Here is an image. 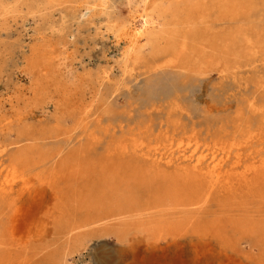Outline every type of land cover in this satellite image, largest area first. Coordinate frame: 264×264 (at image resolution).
Returning <instances> with one entry per match:
<instances>
[{
    "label": "rangeland",
    "instance_id": "obj_1",
    "mask_svg": "<svg viewBox=\"0 0 264 264\" xmlns=\"http://www.w3.org/2000/svg\"><path fill=\"white\" fill-rule=\"evenodd\" d=\"M135 3L113 0L105 11L128 24L134 15ZM75 12L83 15L79 26L69 21ZM104 18V12L88 11L84 4L65 2L34 16L26 8V15L21 13L7 28L0 26V130L18 111L34 110L21 127L13 125L9 135L0 133V148L21 139L26 130L38 137L48 129L60 114L64 90L75 92L88 102L96 100L94 89L83 82L85 74L111 69L119 75L115 61L126 46V39L108 35ZM62 24L67 25V30L58 37L52 29ZM35 47L53 50L49 73L41 71L44 64L30 73L28 64ZM40 76H50L51 82L36 103L32 100L36 84L46 89L45 79H39ZM176 76L164 71L151 75L134 84L133 90L119 99H108L107 105L114 113L105 117L104 124L117 127V133L106 136L102 144L76 159L74 180L64 183L56 179L55 190H62L72 198L69 206L63 203L70 215L61 223L51 222L46 226L47 240L34 239L28 257L16 264H264V202L251 200L244 207L224 210L213 199L199 224H194L188 219L198 212L195 207L168 209L166 206L165 200L171 204L168 200L171 184L166 177L169 171L163 173L164 169H160L156 173L151 163L133 159L126 162L119 155H108L115 142L129 136L130 128L146 123L157 133L172 121H178L180 132L195 129L202 137L211 138L222 134L223 129L233 133L238 111L250 117L253 124L259 121L258 115L250 113L247 100L256 96L252 79L264 76V68L238 73L237 79L231 76L222 79L216 71L189 82ZM102 95L108 96L105 91ZM152 104L162 107L149 115L147 108ZM41 143L46 150L63 149L64 153L79 147L76 142ZM26 145L27 142H22L11 149L23 151ZM148 168L151 174L145 172ZM53 193L46 189L37 199L28 195L18 198L15 194V204L5 208L0 222L9 221L15 213L19 220L26 217L28 224L38 207L47 204ZM158 200L163 204L152 209ZM221 215H225L222 220L226 228L216 236L214 228L209 226L216 225ZM231 217L240 219L238 227L232 225ZM155 218L166 219L169 225L154 232L136 225ZM82 225L86 226L78 228ZM247 225L253 230L244 229L249 228ZM117 229H121L119 236L113 234Z\"/></svg>",
    "mask_w": 264,
    "mask_h": 264
},
{
    "label": "bare ground",
    "instance_id": "obj_2",
    "mask_svg": "<svg viewBox=\"0 0 264 264\" xmlns=\"http://www.w3.org/2000/svg\"><path fill=\"white\" fill-rule=\"evenodd\" d=\"M111 1L0 0L2 28H7L10 21L21 13L26 15V8L34 16L44 9L70 2L80 6L84 4L88 11L104 12L105 32L117 38L125 36L126 39V46L115 61L118 76L111 69L84 76L83 82L94 89L96 100L88 102L78 97L77 93L64 90L60 114L48 129L38 137L26 130L21 139L0 148V221L5 208L15 204V194L18 198L28 195L37 199L46 189L54 192L47 204L38 207L33 217L30 215L32 219H28V224L26 217L19 220L17 214L11 211V219L7 223L0 222V264H16L28 257L34 239L40 242L47 240L48 229L45 230V227L51 222L61 223L70 215L66 210L69 202L71 204V196L62 190L57 192L54 184L56 179H62L64 183L74 180L76 159L102 144L106 136L117 133V127L104 124L105 117L114 113L107 105L108 99H119L125 92H131L134 84L141 79L163 71L189 82L212 71H216L222 79L228 76L237 79L238 73L264 68V0H126L129 3L136 1L134 15H131L132 20L128 24L121 23L105 11ZM82 19L83 15L75 12L69 21L79 26ZM66 30L67 25L64 24L59 28L53 27L52 33L61 37ZM32 54L33 59L28 64L30 73L43 64L45 67L41 71L49 73L53 50L35 47ZM40 77L45 79L46 89L36 84L32 99L36 103L51 82L50 76ZM252 80L256 96L252 98L254 101L248 99L247 102L250 113L260 117L256 124L243 111H238L233 133L223 129L218 136L204 138L195 129L180 132L178 121H172L157 133H153L151 124L146 123L130 128L129 136L115 142L108 155H119V159L126 162L133 159L151 163L157 169L156 173L160 169H164L163 173L169 171L166 177L171 184L168 199L171 204L165 200L166 206L168 209L171 206L195 207L198 212L188 219L194 224L201 221V215L213 199L224 210L244 207L251 200L263 203L264 76H256ZM103 91L108 96L103 97ZM161 107L152 104L147 112L151 115ZM21 111L12 119H7L1 127V134L9 135L14 126L21 127L34 112ZM39 118L42 122L41 116ZM48 140L76 142L79 147L69 153H64L63 149L46 150L41 142ZM22 142H27L26 149L14 152L15 146ZM49 162L53 163L47 168ZM147 170L145 172L151 174L150 168ZM155 203L152 209L163 204L160 200ZM224 216L217 219L216 225L209 226L214 228L216 236L225 231ZM230 219L234 227L240 225L239 218ZM136 225L154 232L169 224L166 219L155 218ZM244 229L253 230L250 227ZM120 233L121 229L113 230L117 236Z\"/></svg>",
    "mask_w": 264,
    "mask_h": 264
}]
</instances>
